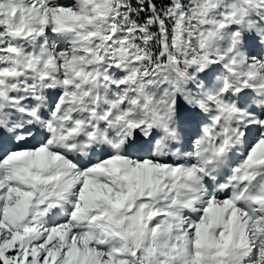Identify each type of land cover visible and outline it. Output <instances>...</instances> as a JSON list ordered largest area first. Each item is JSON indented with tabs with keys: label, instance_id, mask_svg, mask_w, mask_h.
<instances>
[{
	"label": "snow or ice",
	"instance_id": "snow-or-ice-1",
	"mask_svg": "<svg viewBox=\"0 0 264 264\" xmlns=\"http://www.w3.org/2000/svg\"><path fill=\"white\" fill-rule=\"evenodd\" d=\"M0 264H264V0H0Z\"/></svg>",
	"mask_w": 264,
	"mask_h": 264
}]
</instances>
